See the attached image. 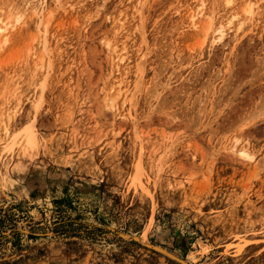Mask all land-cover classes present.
I'll list each match as a JSON object with an SVG mask.
<instances>
[{
	"label": "rangeland",
	"instance_id": "rangeland-1",
	"mask_svg": "<svg viewBox=\"0 0 264 264\" xmlns=\"http://www.w3.org/2000/svg\"><path fill=\"white\" fill-rule=\"evenodd\" d=\"M0 10V264H264V0Z\"/></svg>",
	"mask_w": 264,
	"mask_h": 264
},
{
	"label": "bare ground",
	"instance_id": "bare-ground-1",
	"mask_svg": "<svg viewBox=\"0 0 264 264\" xmlns=\"http://www.w3.org/2000/svg\"><path fill=\"white\" fill-rule=\"evenodd\" d=\"M52 1L58 2L59 0H52ZM230 3H231V1H230ZM252 8L253 7H251V5H250L248 7V9L244 10L245 11V14L252 15ZM37 11L41 13L39 26L42 27L43 30L41 29L40 32H42L44 34V36H45V40H44V43H43V47L45 48V51L48 52V46H49V44H48V37H47V32H46L47 31L46 30L47 23L45 21L46 7L44 6L43 8L42 7L41 8H38ZM214 15H215V12L214 11H211V13H209L207 15L208 18H209L210 24H212V22L214 20ZM237 18H238L237 16H234L233 17V19H235V20H238ZM21 20H22V15L20 13H16L15 18H13L12 15H9V16L5 17V14H4L3 10H0V40L3 39L6 42L8 40V36H9L11 30L14 29L16 27V25L18 23H20ZM243 23H244V21L241 24H243ZM218 33L220 34V37L218 38V41H221L223 39V32H222L221 29H218ZM108 46L111 48V50H114L113 47L110 44ZM112 109L115 112L118 111V107H116L115 104L112 105ZM10 148H11V146H10ZM10 150H12V149H10ZM241 156L242 157H248V154H246V151L244 150V151H241ZM5 166L8 169V166L9 165H5Z\"/></svg>",
	"mask_w": 264,
	"mask_h": 264
}]
</instances>
